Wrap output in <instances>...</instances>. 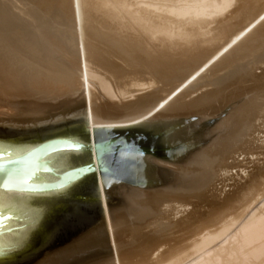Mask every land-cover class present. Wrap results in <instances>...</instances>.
<instances>
[{
    "label": "bare ground",
    "instance_id": "obj_1",
    "mask_svg": "<svg viewBox=\"0 0 264 264\" xmlns=\"http://www.w3.org/2000/svg\"><path fill=\"white\" fill-rule=\"evenodd\" d=\"M103 44L145 70L147 77L135 69L139 76L131 78L143 96L114 103L93 90H105L102 70L115 77L120 96L128 81L104 61ZM260 65L264 0H0L1 125L34 126L49 106L80 100L92 147L98 132L147 121H157L152 126L165 132L167 145L183 146L169 168L139 159L151 192L109 185L106 158L99 161L93 148L105 219L39 264L77 261L96 247L115 258L88 264H264V68L253 73ZM212 117L220 120L211 125ZM250 155L258 163L242 184L234 172L246 173L242 161ZM229 183L232 193L224 191ZM203 204L207 211L198 212ZM128 216L137 219L131 233L138 250L122 241ZM167 216L169 224L160 223Z\"/></svg>",
    "mask_w": 264,
    "mask_h": 264
},
{
    "label": "water",
    "instance_id": "obj_2",
    "mask_svg": "<svg viewBox=\"0 0 264 264\" xmlns=\"http://www.w3.org/2000/svg\"><path fill=\"white\" fill-rule=\"evenodd\" d=\"M93 148L102 162L132 146L107 136L92 147L88 120L0 129V264H32L105 219Z\"/></svg>",
    "mask_w": 264,
    "mask_h": 264
},
{
    "label": "rangeland",
    "instance_id": "obj_3",
    "mask_svg": "<svg viewBox=\"0 0 264 264\" xmlns=\"http://www.w3.org/2000/svg\"><path fill=\"white\" fill-rule=\"evenodd\" d=\"M105 46L106 45H104V47ZM105 48H103V49H105ZM110 48L111 47L108 46L107 50H103L104 51V55H105V60L104 61H106V62L110 61L109 62L110 64L108 62H107V64L111 68H115L116 69V67H117L116 71L117 70L118 71L115 74L117 76H120L121 79L125 78L123 76H126L125 80H128L127 81L128 83L126 82V85L124 87V94H121V96L119 95V92L117 91V88L115 86L116 85L115 77L113 75L109 74V73H105V71H103V70L100 71V72L102 74H104V75L106 74L105 77L107 79L108 87H107V84H106L105 90H107V91L105 92L104 89H100L97 85L94 86L93 90L96 91V92L103 90L104 92L103 91L102 92L104 93L106 98H108L111 102H114V103H118V102H121V101L122 102H131V101L134 100V98L143 96L147 91H139L138 88L136 89L134 87V81L133 80L131 81V78L138 77L139 76L138 72L139 73L141 72L140 73L141 75L143 74L142 76H139V77H143V76L147 77L146 74H145L146 76L144 75L145 72L142 71L144 69L140 68L139 66L135 65L134 63H131L133 61L132 58H130V57L126 58L125 56L121 55L120 53H117L116 51H114L113 48H111V50H110ZM109 50H110V52H109L110 54L107 52ZM111 55H112V58H111ZM132 55H133V57L136 56L135 53H133ZM262 66L260 65V68L258 70L256 69L258 72H255L256 70L255 71L253 70V73L261 75L263 73V68H264V66L263 67ZM135 69H138L137 70L138 72L136 74H134V72H136ZM139 69H141V70H139ZM137 74H138V76H137ZM134 75H136V76H134ZM108 79H109V81H108ZM243 84H241L240 86L243 87V88H247L252 83L251 82H244ZM125 88H127V90ZM111 89H112V91H111ZM159 89L160 88H158V90ZM231 89H233V87ZM231 89H229L228 92ZM125 90H126V92H125ZM111 92H112V94H111ZM108 93L110 94V96H109ZM136 93H137V95H136ZM119 96H120V98H119ZM121 97L122 98L124 97V98L122 99ZM76 101L77 102H74L71 105L70 104L60 105V106L55 107V108L52 107V106H49L46 109L47 113H49L51 111L49 113V115L41 117V120H40L41 122H39L38 124H36L34 126L22 127L21 125H1L0 124V129L14 130V131H33V130H41V129L53 128V127L65 125V124H68V123L84 120L83 115L81 114V108H80V105H79L80 100H76ZM28 107H30V106H28ZM48 110H49V112H48ZM219 120H220V118H216L215 120H214L213 117L209 118V121H210L211 125L212 124H216ZM156 123H157V121H147L146 123H144L142 125L135 126V127L128 128V129L125 128V129H122L121 131L117 130V131L111 132V133L98 132L99 139H103V138H105L107 136L123 137V138H126L129 141V143L131 144V146H132V148H128V149H118L115 153L110 154L107 157H105L106 159H105V162H104V164H105L104 166H105L106 171H104L102 173V176L104 175L103 178L108 180L109 185H112V186L114 185V187L116 189H119V190H121L120 187H122V190H128V188H130V190L139 189V190L142 191V189H143L142 192H146L147 190L149 192H151L154 187H151V185L149 183L145 182V181H147L146 179L141 181L142 177L140 175V170H141L142 166H141V163L139 162V159L140 158H144L145 159V158L152 157L150 159L155 160V165H154L155 167L169 168L170 164H172L173 161H174L173 156L175 154H179V153L182 152V149H183L182 145H177V146H171L170 147L169 145H167L164 142L165 132L161 131V130H156L152 126V125H155ZM141 149L142 150L143 149H145V150L148 149V152L140 153L139 151H137V150H141ZM243 157L244 156L240 157L239 160L242 161ZM255 158H256L255 156L252 157L251 155L245 157V160H243L242 162H243V165L245 167H247L246 170H245L246 173H244V172H242L240 170H237L238 171L237 174H235V172H234V176H235L237 182H240V183L244 184L246 181H249L248 174H250L252 172V170L256 167V164L258 163V159L257 158L255 159ZM116 183H117V185H116ZM124 185H126L127 188H124ZM230 185H231V183H229L228 187L224 188L225 192H231V193L233 192V189H232L233 185H231V186ZM117 202H116V204L121 205L124 208V211L127 212V209H129V208H127V204L128 203H125L123 200H119ZM204 204H203V206H204L203 208L204 209H202V208L199 209L198 208L197 209L198 212L200 211L201 213H204L205 211H207L208 207L205 206ZM189 210H191V208H189ZM128 211H130V209ZM132 214H129V215H132ZM127 218H128L127 221L129 222V224L128 223L124 224L121 227V229L123 230V233H122L123 240L122 241H124L125 243H133L132 245L135 246L133 248L138 250L139 249V245L141 243L140 239H138L137 242H136V237H134L135 234L133 235L131 233V229L133 228V226L131 224L136 223L137 219L136 218L134 219L131 216H128ZM164 218L165 217H163V219H161L163 221L160 220V223L169 224V221L166 220V219L169 218V216H167L165 218L166 223H165ZM182 218H183V216H182ZM151 220L154 221V219H151ZM178 220H180V217L178 218ZM101 223H102V220L97 222L93 226L89 227L88 229H86L85 231H83L82 233H80L79 235H77L76 237L71 239L70 241L66 242L65 244H63V245H61V246H59V247L47 252L46 254H44L42 257H40L37 261H35L32 264H39L40 262L41 263L45 262L46 260H49V258L52 260V258L58 256L59 254L67 252L70 248H72L73 246L79 244L81 242V240H83L85 238L86 235L94 233V230H97L96 228L97 227L99 228V226L102 225ZM118 230H116V232H119ZM151 230H152L151 227H149V229L148 228H142L141 232L143 231L142 233L148 234ZM96 232L97 231H95V233ZM166 234L167 235L165 236V238L169 239V230H168V232H166ZM178 234L181 235V232H179ZM174 235H176V237H177V233L174 234ZM82 237H84V238H82ZM125 238H127V239H125ZM117 243H120V239L119 238H117ZM171 244L174 245V242L171 243ZM168 248H169V245L164 250H168ZM103 255L111 257V258L112 257L115 258L113 256L112 252H109L106 249H100V248L96 247V248H93L90 251V253H86L85 255L81 256L80 259H78L77 261H73V262L66 263V264H88V263L93 262L94 260H96L98 258V256H103ZM51 260H50V262H51Z\"/></svg>",
    "mask_w": 264,
    "mask_h": 264
}]
</instances>
